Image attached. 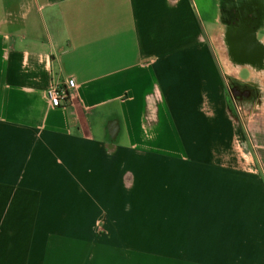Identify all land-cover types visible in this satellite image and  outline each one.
<instances>
[{"label": "crops", "instance_id": "crops-1", "mask_svg": "<svg viewBox=\"0 0 264 264\" xmlns=\"http://www.w3.org/2000/svg\"><path fill=\"white\" fill-rule=\"evenodd\" d=\"M236 1L0 0V264H264V169L222 166Z\"/></svg>", "mask_w": 264, "mask_h": 264}, {"label": "rangeland", "instance_id": "rangeland-1", "mask_svg": "<svg viewBox=\"0 0 264 264\" xmlns=\"http://www.w3.org/2000/svg\"><path fill=\"white\" fill-rule=\"evenodd\" d=\"M243 8L245 13L242 12ZM235 9L240 10L238 15L235 14ZM263 13L264 9H262L260 0H237L229 8L227 28L230 30L231 28L240 27L248 32L252 30L255 31V37L260 39L263 32L261 29ZM231 37L232 34L229 33L227 36H220V45H218L219 47L221 46L219 48V59L224 73L225 100L230 110V115L235 122L232 146H223L221 150L224 158L222 166L228 164V159L231 157V164L238 170L247 169L252 159L257 168H261L262 165L264 169V110L258 105L259 96L264 85V69L261 71L262 67L257 62L264 60V54L261 53L260 49L257 52L252 48H247L248 45H253L248 34L236 35L234 40ZM258 42L255 45H260L259 40ZM235 45L237 48L238 45H241L240 50L242 52H249L248 55H245L248 58L255 54L259 56L260 53L262 56L258 57L255 64L250 67L247 59L238 56L233 50ZM238 69L237 73L239 75L236 76L235 73ZM138 244L125 242L124 250L126 256H130L132 251H138ZM128 260L131 261L132 258L126 257V261Z\"/></svg>", "mask_w": 264, "mask_h": 264}, {"label": "built area", "instance_id": "built-area-1", "mask_svg": "<svg viewBox=\"0 0 264 264\" xmlns=\"http://www.w3.org/2000/svg\"><path fill=\"white\" fill-rule=\"evenodd\" d=\"M75 87V81L68 79L66 84L52 82L46 89V98L54 107H65L70 101V89Z\"/></svg>", "mask_w": 264, "mask_h": 264}, {"label": "flooded vegetation", "instance_id": "flooded-vegetation-1", "mask_svg": "<svg viewBox=\"0 0 264 264\" xmlns=\"http://www.w3.org/2000/svg\"><path fill=\"white\" fill-rule=\"evenodd\" d=\"M242 12L243 13H245V9L243 8V10H242ZM240 13V10L239 9H235V14H239ZM236 15V16H237ZM236 30V31H235ZM229 34H232V37H231V39L232 40H234V37H236V35H239V34H243V35H247L248 34V36H250L251 37V40H252V43H253V45H248V47L247 48H252L253 50H255V51H257L258 49H259V47H260V45H261V43H260V45H255L256 43H259L258 42V40L256 39V37H255V31H252V30H250L249 32L246 30V29H242V28H238V27H236V28H231L230 30H229V32H228ZM234 34V35H233ZM235 39H237V38H235ZM240 46L241 45H238V48L236 47V45L234 46V50H235V52H236V54L238 55V56H241V57H244V58H246L247 60H255L256 59V54L255 55H252L251 56V58H248V56H245V55H248V53L249 52H242V50H240ZM248 50V49H247ZM258 52V51H257ZM256 52V53H257ZM246 53V54H245ZM245 59V60H246Z\"/></svg>", "mask_w": 264, "mask_h": 264}]
</instances>
